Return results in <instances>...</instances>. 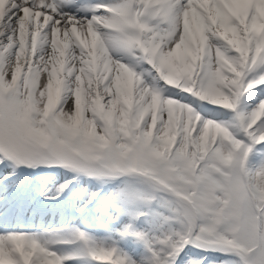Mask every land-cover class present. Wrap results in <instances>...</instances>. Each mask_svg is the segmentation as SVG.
<instances>
[{
	"label": "snow or ice",
	"instance_id": "obj_1",
	"mask_svg": "<svg viewBox=\"0 0 264 264\" xmlns=\"http://www.w3.org/2000/svg\"><path fill=\"white\" fill-rule=\"evenodd\" d=\"M0 264H264V0H0Z\"/></svg>",
	"mask_w": 264,
	"mask_h": 264
}]
</instances>
